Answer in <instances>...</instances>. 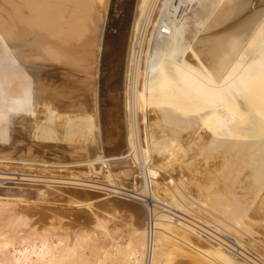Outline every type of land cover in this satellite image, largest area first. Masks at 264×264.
Instances as JSON below:
<instances>
[{"label":"bare ground","instance_id":"obj_1","mask_svg":"<svg viewBox=\"0 0 264 264\" xmlns=\"http://www.w3.org/2000/svg\"><path fill=\"white\" fill-rule=\"evenodd\" d=\"M116 1L0 0V264H264V0H134L107 142Z\"/></svg>","mask_w":264,"mask_h":264},{"label":"rangeland","instance_id":"obj_2","mask_svg":"<svg viewBox=\"0 0 264 264\" xmlns=\"http://www.w3.org/2000/svg\"><path fill=\"white\" fill-rule=\"evenodd\" d=\"M133 2L134 0H117L116 1V5L114 7V10L112 12V17H111V22H110V29L111 31H109L107 33V41H106V48H105V54H104V59H103V63H102V75H101V81H100V92H99V105H101V118H102V127H103V130H104V136H105V139L108 141H112L113 139L121 136L120 134V131L122 129V124H121V103H122V98H121V95H120V84H121V67H122V60H123V55H124V43H125V32H126V27L128 26V20H129V17H130V14H131V10H132V5H133ZM127 7V8H126ZM126 15V16H125ZM114 22V23H113ZM114 24V25H113ZM118 26V27H117ZM113 28V29H112ZM125 28V29H124ZM113 30V31H112ZM125 30V32L123 31ZM120 31V32H119ZM118 32V34H117ZM112 35V36H111ZM114 35V37H113ZM120 35V36H119ZM122 37V38H121ZM111 38V40L109 39ZM122 39V40H121ZM109 40V41H108ZM112 45V46H111ZM111 53H110V52ZM115 54V55H114ZM120 54V55H119ZM116 57V58H115ZM119 57V58H118ZM116 61V62H115ZM106 65V66H105ZM111 66V68H110ZM69 68H72L74 69V67H68ZM114 68V69H113ZM120 68V70H119ZM76 71V70H75ZM117 72V73H116ZM75 78H71L70 79V82L67 81V85H65L64 87V92H66L67 94V97L71 100H74L73 97L75 98L76 94L81 95V96H78V98L76 97L75 100L76 101H80L76 103V106H77V109L79 110H83V109H86V110H90L94 108V99L92 97V95L89 93V92H86L84 91L80 86L76 85V82L77 81H80L81 78L83 77L82 74L80 73H75ZM113 82H115L113 84ZM75 83V84H74ZM78 83V82H77ZM117 83V84H116ZM65 88H68L65 90ZM75 88V89H74ZM110 88V89H109ZM116 91H115V90ZM71 90V91H70ZM110 91V93H109ZM115 91V92H114ZM80 92V93H79ZM69 93V94H68ZM88 94V95H87ZM73 95V97H72ZM118 95V96H117ZM109 96V97H108ZM72 97V98H70ZM80 97V99H79ZM88 97V98H87ZM103 98V99H102ZM87 101H86V100ZM105 100V101H104ZM84 101L88 104H84ZM104 103H103V102ZM82 102V103H81ZM102 102V103H101ZM93 103V104H92ZM84 104V105H83ZM79 105V107H78ZM82 105V106H81ZM89 105V107H87ZM92 105V106H91ZM106 106V107H105ZM87 107V108H86ZM120 107V108H119ZM103 108V109H102ZM117 109V111H116ZM116 111V112H115ZM120 111V112H118ZM119 115V117H118ZM116 116V117H115ZM115 118L117 120H115ZM120 118V119H118ZM104 119V120H103ZM106 121V122H105ZM106 123V124H105ZM105 124V125H104ZM121 125V126H120ZM106 126V127H105ZM120 126V127H119ZM108 128V129H107ZM116 128V129H115ZM119 128V129H118ZM111 132H110V131ZM114 130V131H112ZM116 130V131H115ZM109 131V132H108ZM108 132V133H107ZM106 133V134H105ZM109 134V135H107ZM115 134V135H114ZM110 136V137H109ZM115 147V150L114 147ZM119 146V145H118ZM112 147V148H111ZM106 148L109 149L108 151L112 152L116 151V146L115 145H112V144H107L106 145ZM122 146L120 145L119 147H117V149H121ZM118 151V150H117ZM116 151V153H117ZM113 152V153H114ZM119 152V151H118ZM54 153V154H53ZM60 153V154H59ZM45 158H48L47 160H50V161H58L60 159H63L60 160V161H67V158L69 159V155L66 154V151H63V150H48L47 153H45ZM49 155V156H48ZM55 155V156H54ZM62 156V157H61ZM51 157V158H50ZM53 158V160H52ZM9 162H14L12 160H10ZM4 172V171H3ZM3 172H0V173H3ZM1 175H4V174H1ZM5 175H9L8 173H5ZM4 175V176H5ZM13 177V179H10V178H5L4 176L3 177H0L1 181H0V188L2 189H16L15 190H21V189H29V191L31 193H33L35 196V198H33V201H36L37 198H36V193H37V188H39L40 186H43V184L41 183L42 180L39 182H35L33 181V178H30L28 181L27 180H22L23 177L21 178L20 176L18 177V175L16 174H10L9 176ZM6 176V177H7ZM16 179H20V180H15ZM35 178V177H34ZM8 179V180H7ZM12 180V181H11ZM22 180V181H21ZM20 181V182H19ZM38 181V180H37ZM3 182V183H1ZM11 182H15L14 184L11 183ZM20 183V184H19ZM16 184H19V185H16ZM40 184V185H39ZM39 186V187H38ZM36 189V190H35ZM36 191V192H35ZM82 192V190H80ZM85 192V191H84ZM91 193V192H90ZM91 194H94L93 192ZM115 197V196H113ZM126 197H123L121 198L120 200H123L125 202H127V200H125ZM115 199V198H114ZM117 199V198H116ZM96 201V206H95V210H97L98 212L100 210L98 209H104V206L101 205V201L102 200H95ZM98 201L100 202L98 205ZM132 202H128V203H133L136 207H137V213H141V211H144L142 207V204L141 202L139 203L138 200L135 201V199H132L131 200ZM141 204V205H140ZM63 206L67 207L68 205L71 206V208H77V207H80L79 205L77 206L76 203L74 205V202L69 203L68 205L66 204H62ZM98 205V206H97ZM68 206V207H69ZM100 206V207H99ZM101 206H103V208H101ZM98 207V209L96 208ZM70 208V207H69ZM81 209V207L79 208ZM121 211V210H120ZM80 212V211H79ZM82 212V211H81ZM80 212V213H81ZM104 212V211H103ZM101 213V212H99ZM105 213V214H104ZM102 216H104L105 218L107 217H111L108 218L110 221H112L111 223H116V220L110 216L112 214V212H109V213H106L104 212ZM123 213V212H122ZM117 213V217L121 215H124V213ZM102 214V213H101ZM120 214V215H119ZM238 259L241 260V257L240 255L238 256Z\"/></svg>","mask_w":264,"mask_h":264}]
</instances>
